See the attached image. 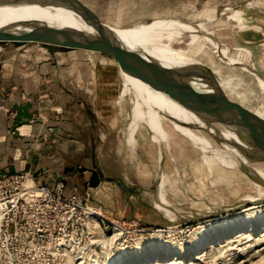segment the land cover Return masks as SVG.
Returning <instances> with one entry per match:
<instances>
[{"label": "rangeland", "instance_id": "rangeland-1", "mask_svg": "<svg viewBox=\"0 0 264 264\" xmlns=\"http://www.w3.org/2000/svg\"><path fill=\"white\" fill-rule=\"evenodd\" d=\"M74 1L78 9L71 0L63 1L66 12L91 10L85 0ZM206 1L214 4L222 0H198L188 13L204 6ZM240 1L246 0H234L233 4ZM226 18L236 22L238 29L215 32L213 37L223 44L220 51L244 65L250 66L252 62L254 71L264 79V5L238 6ZM104 22L124 29L146 21ZM30 46L48 53L38 43L24 47ZM8 47L15 46L8 43L2 50ZM236 48L247 50L251 57ZM206 51L222 79L223 84L218 87L225 98L258 123L261 117L254 112L253 76L236 65L219 63L210 50ZM64 53L93 63L96 68L93 77H99L92 93L101 94V107L97 106L101 113L96 112V116L103 124H98L99 132L92 142V163L86 168L84 164L75 165L79 173L87 170L83 173L86 175L93 170L90 185L80 175L76 189L81 194L88 191L89 205L96 208L91 212L96 216L92 217L91 231L83 233L85 239L79 244L61 250L58 256L37 253L34 263L264 264V205L249 210L241 205L258 197L255 184L241 170L215 162L209 151L201 152L179 135L164 115L165 124L160 123L170 134L169 139L157 137L156 143L143 126L127 145L131 136L125 135L126 117L132 102L126 94L123 100L119 98L122 76L116 61L86 50ZM259 107L264 110V103ZM257 126L264 136V125ZM191 131L206 136L199 127ZM237 156L264 172L263 157ZM114 179L134 187L137 193L122 190ZM72 194V188L65 187L63 197ZM12 259L0 252V264L22 263Z\"/></svg>", "mask_w": 264, "mask_h": 264}, {"label": "crops", "instance_id": "crops-1", "mask_svg": "<svg viewBox=\"0 0 264 264\" xmlns=\"http://www.w3.org/2000/svg\"><path fill=\"white\" fill-rule=\"evenodd\" d=\"M196 1L85 3L102 22H140L183 16ZM34 47L0 51V169L9 174L28 171L38 182L47 184L62 180L67 188H77L82 175L90 185L93 170L86 175L83 173L87 170L79 173L75 165L84 164L86 168L92 163V142L99 132L98 124H103L96 116V112L101 113V94L92 93L93 85L99 84L98 75L93 77L96 68L90 61L73 59L70 54H44ZM23 48L28 52L23 53ZM55 108L61 110L58 121L54 120ZM32 116L37 118L33 124L29 122ZM43 123L53 126V132L48 133Z\"/></svg>", "mask_w": 264, "mask_h": 264}, {"label": "bare ground", "instance_id": "bare-ground-1", "mask_svg": "<svg viewBox=\"0 0 264 264\" xmlns=\"http://www.w3.org/2000/svg\"><path fill=\"white\" fill-rule=\"evenodd\" d=\"M56 1L59 8H39L35 5L23 7L10 5L0 7V28L9 24L20 25L24 21L28 22L31 20L34 23L42 22L51 27L69 26L80 31L89 32L76 16V14L84 12L76 9L66 12L65 5L63 4L65 0ZM233 1L222 0L214 4L206 1L204 6L200 8L195 7L196 9L192 12L177 18L149 20L128 28L118 29L113 27V29L127 48L138 50L145 56L155 59L165 66L182 67L196 64L206 67L214 76L217 86L222 85L223 82L215 69L214 62L208 56L206 50H210L215 60L219 63L236 65L244 72L253 76L255 80L254 112L261 117L258 124L264 125V110L259 107L261 103H264V79L254 71L255 67L252 62L250 66L244 65L238 59H234L220 51V46L223 44L215 38V32L221 29H238L235 22L226 18L233 15L234 11L238 9V6H263L264 0L240 1L238 3L236 2V5L233 4ZM188 34L197 35L198 38H192ZM213 35L215 36L213 37ZM236 49L243 51L247 57H251V53L247 50L241 48ZM0 51H2L1 48ZM120 73L122 76V88L119 93V98L123 100L126 94L132 102L126 117L125 135L131 136V139L126 142L127 145H130L133 135L141 131L143 126L147 127L152 137L151 139L156 143L159 141L157 137L169 139L170 134L161 127V123L165 124L164 117L162 116L164 115L170 126L179 135L199 147L201 152L209 151L213 160L218 164L235 170L239 166H243L248 171L264 179V172L260 171L257 165L245 163L237 156V154L248 157L260 156H249L242 152L243 150H251L252 147L248 143L249 136L240 129L241 127L238 128L218 121H212L206 125L192 112L186 110L167 94L128 74L122 73L121 71ZM183 80L187 85L199 92H211L209 86L195 79L184 78ZM133 98L136 101H133ZM216 124H219L221 127H217ZM197 127L206 136L197 135L191 131L192 128ZM212 135L217 140H214ZM207 176H209V172ZM209 184L211 187L213 186L211 182ZM255 186L258 197L254 200L261 199L264 197V188L259 184H255ZM155 192L159 194V191L155 190ZM255 206L259 205H251L244 208V210H249Z\"/></svg>", "mask_w": 264, "mask_h": 264}, {"label": "water", "instance_id": "water-1", "mask_svg": "<svg viewBox=\"0 0 264 264\" xmlns=\"http://www.w3.org/2000/svg\"><path fill=\"white\" fill-rule=\"evenodd\" d=\"M71 1L74 8H77V2ZM10 5L59 8L56 0H0V7ZM79 10L84 13L76 14V16L89 32L69 26L51 27L42 22L34 23L29 20L20 25L9 24L0 28V48L2 49L8 43L14 46L38 43L47 48L52 55L68 50H86L109 56L116 61L122 73L167 94L206 125L212 121H218L241 127L240 129L249 136L248 143L252 147L251 150L242 152L249 156L260 155L264 158V136L259 131L258 123L225 98L214 76L206 67L196 64L182 67L165 66L138 50L127 48L113 27L100 21L91 10ZM184 78H192L209 86L211 92L195 90L184 82ZM212 137L217 140L214 135ZM237 170H241L254 184L264 188L262 177L243 166H239ZM114 181L122 190L137 193L134 187L125 186L116 179ZM241 205L244 207L264 205V197L243 202Z\"/></svg>", "mask_w": 264, "mask_h": 264}, {"label": "built area", "instance_id": "built-area-1", "mask_svg": "<svg viewBox=\"0 0 264 264\" xmlns=\"http://www.w3.org/2000/svg\"><path fill=\"white\" fill-rule=\"evenodd\" d=\"M60 113V108L54 109L55 121ZM36 119L32 116L29 122ZM43 124L48 133L53 132V126ZM64 190L62 180L47 184L38 182L28 171L9 174L0 169V252L18 259L19 264H32L37 253L58 256L61 250L84 240L83 233L91 231V220L96 216L91 211L96 208L89 205L87 190L80 194L73 187L67 198Z\"/></svg>", "mask_w": 264, "mask_h": 264}]
</instances>
